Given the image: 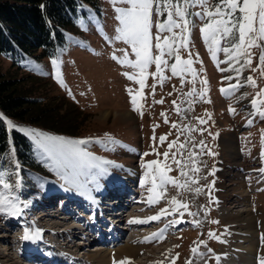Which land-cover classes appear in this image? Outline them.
<instances>
[{
  "label": "rangeland",
  "instance_id": "rangeland-1",
  "mask_svg": "<svg viewBox=\"0 0 264 264\" xmlns=\"http://www.w3.org/2000/svg\"><path fill=\"white\" fill-rule=\"evenodd\" d=\"M128 7L130 5L113 3V0H96L94 6L80 1L77 14L73 16L74 23L64 30L65 42L57 46L53 57L14 64L10 57L0 53L1 75L21 80L22 93L29 97L37 98L51 107L75 110L74 114L79 115L77 119L81 123L78 135L68 136L65 133H51L56 130L49 127L51 131L29 122L5 120L7 126L9 121L30 126L34 136L30 137L38 146L52 154L53 164L55 163L54 169L50 167V170L56 178H44L41 185L35 182L31 185L33 188L25 192V174L17 163L15 151L9 148L5 156V168L0 171L5 175L0 178L12 185L9 190L13 194L22 196L20 207L24 208V203H27L29 208H24L18 223L31 228L37 216L46 212V209L38 211L36 208L38 203L43 202L41 200L45 201L47 195L51 194L52 197H57L54 198L56 201L67 191L72 192L76 185L67 179L66 174L73 173L81 178L82 183L88 181L99 190L100 179L111 187L119 179H123L125 188H135L140 193L133 204L139 210L135 212V221L157 216L162 209H166L167 214L153 220L150 225L127 231V234H122L120 242L114 244L110 242L101 245L76 237L75 243L81 248L84 246L76 253L80 250V255H89L101 247L112 255L120 247L127 245L131 236L135 235L136 239H131L130 242H135L142 250H138L134 260L128 264H188L189 261L191 264H242L237 252L231 250L232 254L228 258L223 252L228 246L235 248L237 244L242 245V239L246 237L248 230L246 226L253 225L250 226L254 231L251 239L258 242L256 260H263L264 116L260 112H264V104L254 105L253 100H264V96H258V93L264 91V66L259 60L264 48L254 47L250 50V67L244 66L243 57L239 63L228 61L227 54L223 51L217 52L216 59H213L209 43L205 41L201 31L208 23V18L189 16L191 24L187 47H180L179 44L173 46L179 47L182 59L193 60L195 79L188 72L182 76H173L170 66L175 63V57L165 54L168 67H162L167 79L161 84L159 76L153 77L151 74L157 70L155 64H151L147 69L146 86L141 97L138 95L140 85L125 75H138V70L113 59V55L123 58L125 51L128 59H136L131 46L116 39L121 27L116 9ZM203 11L199 6L189 9V12ZM165 20L166 13L160 16L154 8L151 29L153 56L159 54L155 48L156 35H160L161 41L165 36H171L167 31L159 33L156 27ZM174 31L179 33L180 29ZM230 46V42H221V47ZM233 66L241 69L239 75L235 70L222 71ZM248 77L255 80L256 86L247 82ZM205 80L207 83H204ZM236 84L241 86L232 90L230 86ZM222 89H229V92L226 94ZM193 90L195 94L189 97L187 94ZM133 96L136 97L137 105L132 102ZM161 100L163 103L157 102ZM177 107L181 109L180 112L176 111ZM230 109H235V112ZM126 112L130 117L124 115ZM200 119L206 123L201 124ZM173 124L177 127L173 128ZM8 129L18 130L16 126H8ZM41 131L48 133L50 138L42 135ZM162 136L167 137L163 144L160 142ZM60 141L86 143L61 144ZM173 141L176 144L169 150L168 145ZM201 142L206 147H202ZM180 144L184 148H180ZM209 150L214 155H210ZM165 152L169 153L167 160L163 155ZM173 155L181 162L180 166L173 162ZM96 161L105 167L96 165ZM152 161H159L162 167L166 166L167 176L180 183L187 181L188 188L181 189L169 183L163 188L157 187L155 192L150 191L151 177L156 174L157 166L153 165L152 169H148L145 165ZM168 167L171 171H167ZM181 168L187 173L186 177L181 175ZM132 171L136 172L135 176L129 174ZM16 184L20 186L17 188ZM83 188L86 190L85 186ZM197 188L201 189L199 193L195 191ZM5 190L3 184H0V194L3 195ZM157 195H161L157 203H148L149 197L155 198ZM173 198L186 203L187 210L182 207L177 210L170 203ZM67 204L63 200L60 206ZM33 205L38 213L30 210ZM52 213L60 215L56 210H52ZM3 215L6 213H0V217ZM7 216L6 220L0 221V225H12L13 216ZM76 217L70 222L75 221L82 227L83 221L79 220L80 217L76 220ZM61 218L60 216L55 220L61 221ZM45 221L39 222L43 224ZM256 221L257 227L254 228ZM126 222L120 223L119 227L123 225L126 228ZM39 227L40 225L35 226L36 232L41 231ZM15 229L18 233L19 227ZM42 230L45 231L44 228ZM51 231L54 232L55 228H51ZM157 233L160 235H153ZM209 233L215 235L210 236ZM48 236L56 238L57 242L54 244L61 247L62 251L67 249L63 247V238L61 241V237L51 233L46 238ZM154 238L156 240L152 241ZM60 241L61 246L57 244ZM11 242L10 245L0 241V249L19 260V252L14 253L9 248L13 245L20 251L25 241L23 244L17 243V240ZM247 244L248 242L244 243ZM194 247H198V254H193ZM85 257L88 259V256ZM256 260L255 263L259 264Z\"/></svg>",
  "mask_w": 264,
  "mask_h": 264
},
{
  "label": "snow or ice",
  "instance_id": "snow-or-ice-1",
  "mask_svg": "<svg viewBox=\"0 0 264 264\" xmlns=\"http://www.w3.org/2000/svg\"><path fill=\"white\" fill-rule=\"evenodd\" d=\"M126 3L130 5L128 8H117L116 11L119 13L118 19L120 20L121 27L119 28V35L116 37L118 40H123L131 46L132 52L135 54V61L128 59L127 51H125L124 57H116L113 55V59H117L121 64H127L138 70V75H129V79L135 80L140 85V92L138 95L143 96V89L146 86L147 79V69L151 64H155L156 72L152 73L153 77L159 76L160 83L162 84L167 77L164 76V67H168L167 60L164 59L165 54L175 57V63L170 66L171 73L173 76H182V74L188 72L191 73L193 79L196 77V72L192 68L193 60L191 58L185 60L179 55V47H174L173 45L179 44L180 47H187L188 37L190 36V24L191 21L188 19L189 16L196 17H207L208 23L203 29H201L204 39L209 43V51L213 54V59H216V53L223 51L227 54L228 61L240 62V58H244V66H251L252 63V52L250 51L254 47L264 48V0H113V3ZM211 5V6H210ZM201 7L204 9L203 12H189L190 8ZM154 8L158 15L164 16L166 13V20L160 22L156 25L159 33L165 31L171 33V36H165L161 41L159 34L156 35L155 48L159 51L158 55L153 56L152 54V16ZM239 13V15H237ZM175 17V18H174ZM174 29H180L177 33ZM227 41L231 43L230 47H221V42ZM260 64L264 66V51H262L260 57ZM55 63V62H54ZM162 65L164 67H162ZM225 70H235L237 75L240 74V68L222 69ZM231 80L232 77H227ZM62 82V81H61ZM247 82L252 86H256V82L251 77L247 78ZM204 83H207L205 80ZM241 85H231L230 88L235 90ZM131 91V90H130ZM222 92L226 94L229 89H222ZM195 94V90L189 92L187 95L191 97ZM201 97L203 93L200 94ZM258 96H264V91L258 93ZM133 104L137 105L136 97L133 96ZM158 103H163V100L157 101ZM175 104V101H173ZM254 105L264 104V100H253ZM177 112L181 109L177 107ZM230 111L235 112V109H230ZM259 111V108H258ZM164 115V114H162ZM260 115L264 116V112H260ZM210 116V114H209ZM2 118V114H0ZM165 122L167 123V117L165 115ZM200 123H206L205 120L200 119ZM251 123V121H249ZM9 127H15L8 122ZM173 128L177 125L173 124ZM155 139V137L153 138ZM167 137H160V142H163ZM61 144H82L86 141H60ZM176 144L175 141L168 145L169 150L173 148ZM202 147H206L201 142ZM180 148H184L183 144L179 145ZM210 155L214 153L209 150ZM147 155V154H146ZM159 155V153H157ZM165 160H167L169 153L165 152ZM173 162L180 166V161L175 159L173 155ZM156 165V174L151 177L152 188L150 191L155 192L157 187L163 188L167 184H172L175 187L181 189L188 188V182L180 183L179 181L169 177L165 173V167L160 165L159 161H152L151 163L145 165L146 168L152 169V166ZM167 171H171L168 167ZM194 171H199V169H194ZM5 173L0 172V177H3ZM181 175L187 176V173L181 168ZM157 179H159V184H157ZM195 182V181H193ZM0 184H3L5 189H11L12 185L6 183L2 178H0ZM20 185L16 184L18 188ZM197 193L201 189H195ZM162 195V194H161ZM161 195H157L155 198L149 197L148 203H157L161 198ZM170 203L176 206L177 210L182 207L187 210L188 205L181 201L173 198ZM28 204H24V208H27ZM24 208L20 207L19 202L13 204L7 196L0 194V213H6L10 216H20ZM167 214L166 209H162L160 214L157 216L150 217L149 220H158L161 216ZM183 215V214H181ZM190 215H195L190 213ZM136 223H146L148 221H132ZM213 223H218V221H213ZM163 232V230H161ZM39 232L30 234L25 230V234L22 239L34 240L39 238ZM154 236L160 235V233L153 234ZM210 236H214V233H209ZM193 254H198V247L192 249ZM119 264H125L124 261L119 262ZM191 264V261L188 262ZM264 264V260L261 261Z\"/></svg>",
  "mask_w": 264,
  "mask_h": 264
},
{
  "label": "trees",
  "instance_id": "trees-1",
  "mask_svg": "<svg viewBox=\"0 0 264 264\" xmlns=\"http://www.w3.org/2000/svg\"><path fill=\"white\" fill-rule=\"evenodd\" d=\"M80 1L96 5V0H0V53L14 64L53 57L57 46L65 42L64 30L74 23ZM22 85L21 80L0 74V171L5 168V156L11 148L25 174L23 184L28 192L33 183L41 185L44 178L55 176L50 170L53 163L29 137L8 129L5 120L29 122L68 136L78 135L81 123L75 110L51 107L29 97L22 93ZM3 195L13 204L22 198L9 189Z\"/></svg>",
  "mask_w": 264,
  "mask_h": 264
},
{
  "label": "bare ground",
  "instance_id": "bare-ground-1",
  "mask_svg": "<svg viewBox=\"0 0 264 264\" xmlns=\"http://www.w3.org/2000/svg\"><path fill=\"white\" fill-rule=\"evenodd\" d=\"M117 115H120L119 113ZM124 115L126 117H130V115L126 112V114L124 113ZM121 118V116H120ZM123 119V118H122ZM12 125H15L16 128L20 131H22L23 134H28L26 136H33L32 133V128L29 126H24V124H17L14 122H11ZM13 128V127H12ZM42 135H44L45 137H48V133L46 134V132L41 131L40 132ZM34 137V136H33ZM52 141V140H51ZM10 160L12 161V157L10 158ZM135 171H132L131 173H129L131 176H135ZM85 181H87L85 179ZM120 183V182H119ZM122 183V182H121ZM123 184H119L116 185L117 187H121ZM110 187V186H109ZM107 189L106 191L102 192V194L109 195V193L112 191L111 189H109L108 187L105 188ZM70 191V190H69ZM130 192H132V189L129 190ZM70 193V195H74L72 196V199L68 200H64V202H67V205H56V203L58 201H56V203H54L52 201L53 198H57V197H52L53 195L49 194L47 195L48 197L44 200H41L43 202L38 203L36 206V208H38V211H41L42 209H46V212L41 213L40 215L37 216V218L34 221V224L31 226V228H29L28 226H26L24 223H18V219L20 217H22V215L18 216L17 219L16 217L14 218V220L12 221V225L6 226L4 225V223L2 225H0V232H3V234L0 235V241L1 243H6V244H12V240H17V243H22L24 242L25 244H23V248L19 251V249H17L16 247H14L13 245L9 248V250H14L18 253L19 252V260L16 259L14 253L13 256L9 255L10 253H6L5 251L2 252L0 249V264H22L24 261V264H28V262L32 263V264H49L54 262V261H59L62 260V256H66L67 258H69V260H80V261H85V264H119V262L124 261L125 264H128L129 262L133 261L134 258L136 257V254L138 252V250H142V248H140L139 246H137L136 244H134L135 242H130L134 241L136 239L135 235L131 236V239L128 241L127 245H124L122 247H120V249L110 255L111 253L106 252L105 250H103V248H97L94 250V252L90 253L89 255L87 253H84L83 255H80V250L78 253H76L78 251V249H83L81 248L82 246L77 245L74 241V238H76L78 235H83L84 238H82V240H89L90 242L92 241H96L97 242H106L107 240H109L106 236L107 234H110L111 237L110 239H114V237L118 238L119 236H121L122 234H127V231H132L135 229H138L139 227H145L147 225H150V223L154 222L153 220H149V218H143L142 221H148L146 223H137L136 222H132L137 220V218L135 217V212L139 211L138 209L133 207V204H135L137 197L139 196L138 194H136L135 196L132 194L128 205L126 206L125 210L122 209L123 207H119L121 205H115V207H111L110 205H108V207H104L102 208L104 210V212L102 211V209L97 210V202L98 200L96 198L100 197L99 194H97V191L94 190V195H88L87 193L82 192V190L79 189V187H73L72 192H68ZM84 193V194H82ZM57 194V193H56ZM55 194V195H56ZM62 195V194H61ZM51 196V197H50ZM91 196V197H89ZM61 197V196H60ZM96 197V198H94ZM136 197V199H135ZM117 203H122L120 201H118ZM66 204V203H65ZM94 204V205H93ZM116 204V203H115ZM73 205L76 206V210L73 208ZM106 205V204H104ZM119 208H118V207ZM47 207V208H46ZM86 207V208H85ZM118 208L120 211V214L118 216V212L114 213V217L111 216L110 220H113L112 223H115L114 225L111 224L112 226H110L109 228V232H105L99 229V227L104 226V224H106L104 222V216L106 215V217H110L111 212L115 211L114 209ZM29 209V208H28ZM89 211H88V210ZM30 210H34L32 211V213H38L35 212V206L33 205L32 208L30 207ZM53 211H58L60 215H53L52 213ZM80 210L84 211V215L82 214H78L80 213ZM87 210V211H86ZM91 211V212H90ZM98 211V212H97ZM76 213L78 214V217L76 218V220L83 221V226L80 227L79 224H77L75 221H72L73 217H76ZM100 213V214H99ZM65 214V215H64ZM67 214V215H66ZM60 216L62 217L61 219L63 220H55V219H59ZM50 221H45V220H49ZM107 219V218H106ZM109 219V218H108ZM127 221V227H119V223H123L124 221ZM20 221V220H19ZM39 221H45L43 224H41ZM104 222L101 224V222ZM244 221V220H243ZM11 223V220H10ZM19 226H18V225ZM255 227L257 224V221L254 223ZM17 225V227H13ZM40 225L41 227H43L45 229L44 232H42L43 234L39 235L38 239H34V240H24L22 239L23 235L25 234V230H27L30 234H34L36 233L35 230V226ZM108 225V223H107ZM249 225V224H247ZM253 225H249L246 226L248 230H246L247 234L246 237L243 238L242 240V245L241 244H237L238 246H236L235 248L232 246H228V248H225V255L228 258L230 256V254H232L233 252H237L238 254V259L240 260V262L242 264H256L254 260H256V251H257V247H258V242L257 240L254 242L253 239H251L252 233H254V231L252 232ZM19 228H23L24 232L23 234H17V231L15 228L18 229ZM14 228V229H13ZM51 228H55V231L52 232ZM57 228L58 231H57ZM126 229V230H125ZM48 233H51L54 236L58 237H62L63 241H65V244L63 247H66L67 249L65 251H62L63 249L61 247H57L55 246L54 242L56 241V238H52L49 237L45 238L46 235H48ZM251 235V236H250ZM245 236V235H244ZM79 238V237H78ZM42 239H45V241H47V243L49 244L47 247L51 248L48 249L46 252L44 250H42L41 248H39L40 245H42ZM138 239V238H137ZM147 239V238H146ZM116 240V239H115ZM151 240V239H148ZM156 238L153 239V241H155ZM150 242V241H149ZM245 242H248L247 245H244ZM64 243V242H63ZM84 245V243H83ZM61 246V245H60ZM38 249V253L36 254H31L32 249L34 248ZM87 247V246H86ZM77 248V250L75 249ZM55 249V253L53 252V250ZM59 250V253H57V251ZM73 249V250H72ZM10 250V251H11ZM262 252L264 254V248L262 249ZM234 254V253H233ZM88 256V259L85 257ZM232 256V255H231ZM261 257V255H260ZM21 258L23 259L21 261ZM28 260V261H27ZM264 260V259H263ZM21 261V262H20ZM256 261H258L259 264H261L262 259H257Z\"/></svg>",
  "mask_w": 264,
  "mask_h": 264
}]
</instances>
